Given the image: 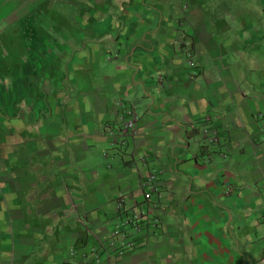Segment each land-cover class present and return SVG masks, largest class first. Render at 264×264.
Masks as SVG:
<instances>
[{
	"label": "crops",
	"instance_id": "crops-1",
	"mask_svg": "<svg viewBox=\"0 0 264 264\" xmlns=\"http://www.w3.org/2000/svg\"><path fill=\"white\" fill-rule=\"evenodd\" d=\"M61 1L58 59L0 55V264H264V0Z\"/></svg>",
	"mask_w": 264,
	"mask_h": 264
},
{
	"label": "rangeland",
	"instance_id": "rangeland-1",
	"mask_svg": "<svg viewBox=\"0 0 264 264\" xmlns=\"http://www.w3.org/2000/svg\"><path fill=\"white\" fill-rule=\"evenodd\" d=\"M15 0H0V4L4 7L11 8L10 5L14 4ZM208 0H193L191 5H202L208 3ZM261 0H215V4H223L229 8L238 5L250 6L257 8ZM35 6L28 8V12H25L26 24L15 22V24L7 23L13 21L10 14H2L0 19V55L4 54L5 57H15L17 53H21L20 57L27 56L34 48L32 44L35 40H44L40 48L43 49V55L45 58H57L63 53L64 46L61 45L62 34L68 36L70 32L75 30L78 25V12L75 11L71 5H68L61 0H34ZM3 7V8H4ZM73 8V9H72ZM259 10L262 9L259 7ZM15 15V14H14ZM22 15V14H21ZM254 16L255 14H248ZM11 19V20H10ZM259 27V38L264 32L262 29L263 17L261 16L257 21ZM49 30V31H48ZM51 30V31H50ZM250 31H246L245 35H248ZM238 33V30L231 29L229 34L234 36ZM257 36V35H256ZM264 41V38L261 39ZM264 44V42H261ZM25 48V49H24ZM24 49V50H23ZM24 52V53H23ZM47 69H49L47 67ZM8 79V77H6ZM1 81V79H0Z\"/></svg>",
	"mask_w": 264,
	"mask_h": 264
},
{
	"label": "built area",
	"instance_id": "built-area-1",
	"mask_svg": "<svg viewBox=\"0 0 264 264\" xmlns=\"http://www.w3.org/2000/svg\"><path fill=\"white\" fill-rule=\"evenodd\" d=\"M127 113L130 115L129 119L125 120L122 124H121V132L125 133V134H133V132L135 131V115L133 112V108L129 107L127 109ZM154 173H149L147 175V178L144 180V185L147 186L146 191L143 195V201L147 202L149 201V198L151 197L152 194H154L156 192V189L153 187L154 184ZM115 206L116 209L119 210L122 207V201L121 198H118L115 202ZM149 221V225L151 227H154L157 224V220L150 218L149 215V207H145L139 210V212L137 214H133L130 213L128 215H126L120 222L119 225L112 223L110 224V231L111 234H118L120 233L122 230L126 229L128 230L130 233H136L141 229V225L143 220H147ZM131 242H129L128 244H126L125 247H129L131 246ZM123 246V245H122Z\"/></svg>",
	"mask_w": 264,
	"mask_h": 264
}]
</instances>
